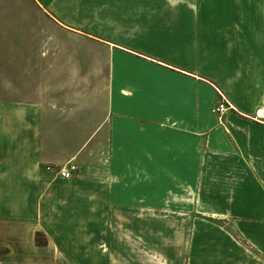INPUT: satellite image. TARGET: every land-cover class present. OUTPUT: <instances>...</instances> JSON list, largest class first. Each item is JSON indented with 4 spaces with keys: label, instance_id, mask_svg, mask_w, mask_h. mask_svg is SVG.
<instances>
[{
    "label": "crops",
    "instance_id": "0c3cea01",
    "mask_svg": "<svg viewBox=\"0 0 264 264\" xmlns=\"http://www.w3.org/2000/svg\"><path fill=\"white\" fill-rule=\"evenodd\" d=\"M27 1L0 10V264H264V0Z\"/></svg>",
    "mask_w": 264,
    "mask_h": 264
},
{
    "label": "rangeland",
    "instance_id": "374dc122",
    "mask_svg": "<svg viewBox=\"0 0 264 264\" xmlns=\"http://www.w3.org/2000/svg\"><path fill=\"white\" fill-rule=\"evenodd\" d=\"M27 7H29L27 0H0V10H7V11H9V13H11L13 11V9L27 8ZM9 13H8V15H10ZM0 24L4 25V26H6V25L10 26L11 17H5V19L0 20ZM7 38H9V37H6V39ZM67 228H68V226H67ZM68 234H69V237H73L76 239V245H81V244H83L84 246L88 245L82 236H78V235L73 236L74 234L72 232V227L70 225H69V229H68ZM38 241H41V240L39 239ZM87 251L89 254H91V255L94 254V256L98 257V252H96V248H91L90 250L87 249ZM80 258L82 259V257H80ZM85 258L86 257L84 256V260H85ZM77 259H78V254L76 256H73L74 261L78 262ZM73 260L71 259L72 262H74Z\"/></svg>",
    "mask_w": 264,
    "mask_h": 264
},
{
    "label": "built area",
    "instance_id": "2783aa9c",
    "mask_svg": "<svg viewBox=\"0 0 264 264\" xmlns=\"http://www.w3.org/2000/svg\"><path fill=\"white\" fill-rule=\"evenodd\" d=\"M219 95H220V102L213 107V111L214 112H222L228 108L231 107V104L229 103V101L226 99V97L219 91ZM49 168V167H47ZM77 169V166L75 163L73 162H69L65 165H62L61 167L57 168L56 170V174L58 175V177L62 178V179H69L72 175V173Z\"/></svg>",
    "mask_w": 264,
    "mask_h": 264
},
{
    "label": "trees",
    "instance_id": "16d2710c",
    "mask_svg": "<svg viewBox=\"0 0 264 264\" xmlns=\"http://www.w3.org/2000/svg\"><path fill=\"white\" fill-rule=\"evenodd\" d=\"M37 241H38V239H37Z\"/></svg>",
    "mask_w": 264,
    "mask_h": 264
}]
</instances>
